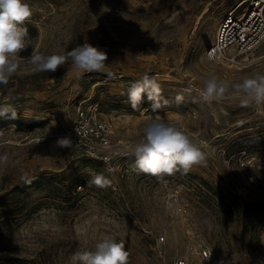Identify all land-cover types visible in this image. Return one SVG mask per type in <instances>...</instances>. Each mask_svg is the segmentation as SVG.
Masks as SVG:
<instances>
[{"label": "rangeland", "instance_id": "374dc122", "mask_svg": "<svg viewBox=\"0 0 264 264\" xmlns=\"http://www.w3.org/2000/svg\"><path fill=\"white\" fill-rule=\"evenodd\" d=\"M243 1L25 0V59L0 84V110L9 111L0 115V264H72L106 238L124 243L128 264H264V102L242 106L231 88L264 75V41L243 64L206 57ZM85 42L107 53L102 72L78 76L69 61L41 73L26 59ZM146 74L156 78L161 107L145 97L133 109L127 90ZM211 75L229 89L206 103L199 91ZM90 104L122 141L113 173L54 138ZM158 119L200 143L206 165L161 176L135 170L130 150ZM98 173L107 186L90 183Z\"/></svg>", "mask_w": 264, "mask_h": 264}, {"label": "clouds", "instance_id": "9594fccd", "mask_svg": "<svg viewBox=\"0 0 264 264\" xmlns=\"http://www.w3.org/2000/svg\"><path fill=\"white\" fill-rule=\"evenodd\" d=\"M32 16V9L25 0H0V84L7 85L9 79L19 67V61L25 59L20 55L26 47L28 29L25 25ZM28 62L36 72L55 73L58 68L71 62V68L78 76L85 73L102 72L107 61V53L88 42L77 45L63 53L45 55L33 50ZM239 94L242 106L255 102H264V75L256 73L244 77L241 82L231 85ZM229 85L220 81L215 75L209 76L199 96L206 103L220 100L228 91ZM128 102L137 108L145 97L152 102L153 109L161 107L160 87L155 77L144 75L133 82L127 90ZM178 99H180L178 97ZM165 103H167L165 101ZM8 109L0 110V115H8ZM15 112L11 117L15 118ZM72 141L61 138L60 147H69ZM130 154L135 157L134 169L154 176L172 175L181 169L186 174L194 165H206L207 154L200 143L182 127L165 122L162 119L146 123L141 138L132 146ZM5 158L0 157V160ZM105 164L108 158L105 157ZM111 171V168H107ZM90 183L98 187L107 186L110 181L98 173ZM129 252L123 242L104 239L98 242L94 251L77 252L72 256V264H128Z\"/></svg>", "mask_w": 264, "mask_h": 264}, {"label": "built area", "instance_id": "2783aa9c", "mask_svg": "<svg viewBox=\"0 0 264 264\" xmlns=\"http://www.w3.org/2000/svg\"><path fill=\"white\" fill-rule=\"evenodd\" d=\"M245 11L239 4L223 19L215 41L206 49V57L211 62L233 65L245 63L249 56L264 41V0H248ZM116 127L112 119L106 116L97 104L76 109L69 124L58 128L54 138H69L72 143L67 150H74L82 157L101 164L107 173H113L122 156V144L115 141ZM108 158L107 165L104 158ZM242 162V165H245ZM111 168V171H107ZM175 264H192L185 259Z\"/></svg>", "mask_w": 264, "mask_h": 264}, {"label": "bare ground", "instance_id": "6f19581e", "mask_svg": "<svg viewBox=\"0 0 264 264\" xmlns=\"http://www.w3.org/2000/svg\"><path fill=\"white\" fill-rule=\"evenodd\" d=\"M248 0H244L241 4L244 5L245 3H247Z\"/></svg>", "mask_w": 264, "mask_h": 264}, {"label": "trees", "instance_id": "16d2710c", "mask_svg": "<svg viewBox=\"0 0 264 264\" xmlns=\"http://www.w3.org/2000/svg\"><path fill=\"white\" fill-rule=\"evenodd\" d=\"M88 159V158H87ZM89 160H91V159H89ZM91 161H94V160H91ZM94 162H96V161H94ZM98 163V162H97ZM100 164V163H99ZM101 165V164H100Z\"/></svg>", "mask_w": 264, "mask_h": 264}]
</instances>
